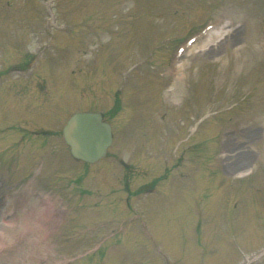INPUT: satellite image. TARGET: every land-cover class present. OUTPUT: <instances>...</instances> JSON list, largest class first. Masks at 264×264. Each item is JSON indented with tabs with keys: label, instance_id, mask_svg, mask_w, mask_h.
Wrapping results in <instances>:
<instances>
[{
	"label": "rangeland",
	"instance_id": "rangeland-1",
	"mask_svg": "<svg viewBox=\"0 0 264 264\" xmlns=\"http://www.w3.org/2000/svg\"><path fill=\"white\" fill-rule=\"evenodd\" d=\"M39 3L45 6V0H0V38L8 30L25 38L29 45L24 48L31 51L48 43L70 47L69 72L92 59L88 67L96 65L94 70L100 72L96 84L78 96L68 91L63 100L54 92L52 105L62 100L75 109L107 107L120 87L121 70L137 64V74L125 80L124 92L118 94L130 108L113 115L120 131L113 149L119 153L125 145L121 131L139 111L146 122L139 128L150 131L148 137L136 133L130 138V142L143 138L136 143L144 146L130 147L138 151L136 161H131L135 167L129 185L152 188L148 177L159 172L163 186L161 191L147 190L143 197L138 194L132 208L125 202L128 210L121 202L126 201L122 193L126 170L114 157L102 165L78 163L73 168L74 160L55 136L47 148L51 153L42 154L39 142L13 147L14 137L30 138V129L45 127L47 118H57L51 124L56 127L68 112L54 115L55 107L51 113L43 112L49 103L45 106L41 100H47L49 88L41 90L37 80L48 71L35 66L29 83L24 81L26 72L15 71L13 79L23 88L21 101L26 104L16 118L0 115L5 118H0V192H6L4 202H14L17 210L14 217L4 213L0 223V264H166L163 257L152 255V247L173 264H264V253L255 257L264 249V0H55L51 15L57 19L49 26L44 22L46 6ZM210 23L213 28L198 34L175 60V49L183 44L179 43ZM62 25L69 31H62ZM108 39V48L93 49L92 43ZM9 46L15 48L14 43ZM77 47L80 59H75ZM256 68L259 76L252 79ZM170 73L165 81L158 78ZM110 75L113 85L107 84ZM67 77L76 82L74 76ZM244 94L251 105L237 101ZM194 98L199 102L198 117L187 106ZM164 103L167 112L163 110L162 118ZM123 148L121 154L134 159ZM110 164L113 183L106 178ZM207 164L217 167L219 174H210ZM165 168L170 171L164 182ZM83 170L88 174L79 184L72 180L68 186L65 176L75 177ZM188 179L194 180L189 182L193 186L178 188L179 180ZM202 196L208 202L201 204V219H207L200 242L193 227ZM137 215L151 234L150 241ZM186 253L194 261L184 259Z\"/></svg>",
	"mask_w": 264,
	"mask_h": 264
},
{
	"label": "water",
	"instance_id": "water-1",
	"mask_svg": "<svg viewBox=\"0 0 264 264\" xmlns=\"http://www.w3.org/2000/svg\"><path fill=\"white\" fill-rule=\"evenodd\" d=\"M75 129V133L78 135V137H76L74 141L71 140V143L77 155L83 156L86 159H94L102 155L109 141V134L107 135V132L104 129H101L100 131L98 128H96L94 135H89V138L86 137L87 135L84 137L81 136V134H83L86 130L81 129L78 125H75ZM95 144L97 147L96 150ZM88 147H91V149L87 150Z\"/></svg>",
	"mask_w": 264,
	"mask_h": 264
}]
</instances>
